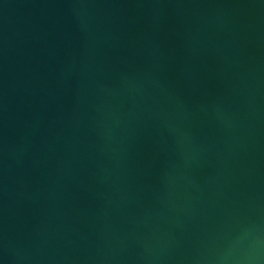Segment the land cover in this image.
Listing matches in <instances>:
<instances>
[{
    "label": "water",
    "instance_id": "water-1",
    "mask_svg": "<svg viewBox=\"0 0 264 264\" xmlns=\"http://www.w3.org/2000/svg\"><path fill=\"white\" fill-rule=\"evenodd\" d=\"M0 264H264V0H0Z\"/></svg>",
    "mask_w": 264,
    "mask_h": 264
}]
</instances>
